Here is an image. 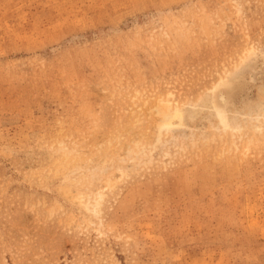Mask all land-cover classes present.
Listing matches in <instances>:
<instances>
[{
	"label": "rangeland",
	"instance_id": "rangeland-1",
	"mask_svg": "<svg viewBox=\"0 0 264 264\" xmlns=\"http://www.w3.org/2000/svg\"><path fill=\"white\" fill-rule=\"evenodd\" d=\"M258 113L264 0H0V264H264Z\"/></svg>",
	"mask_w": 264,
	"mask_h": 264
},
{
	"label": "bare ground",
	"instance_id": "bare-ground-1",
	"mask_svg": "<svg viewBox=\"0 0 264 264\" xmlns=\"http://www.w3.org/2000/svg\"><path fill=\"white\" fill-rule=\"evenodd\" d=\"M252 54H253V49H248L247 50V55L244 58H242V62L244 63L249 58V56H251ZM236 68H238V67H236ZM234 74L235 73H233V72L227 74L226 78L223 79V80L224 81H226V80L230 81V79L234 76ZM223 80H222V83H220V85L223 84ZM212 91L214 92V89ZM172 97H173V94L171 92H168L167 93V99H160L158 105L156 106L157 107V112L161 116V118H160L161 129L170 128L172 126V124H173V120L174 119H182V114L185 111V105H189L188 107H195V108H197V107H201V108H205L206 107V108H210V109H214L215 108L214 104H213V99L214 98L212 97V94H206L204 96H201L198 99V101H197V103L195 105L189 104V103H183V104L176 103V104H173L171 102V100H170V98H172ZM218 102H216V103H218ZM224 105L226 106V104H224ZM221 107H222V105H221ZM215 113H216V116L219 118V123L222 125L223 130H225V129H235L234 119H236V118L228 116V113L226 111L222 110V109H216ZM184 117H185V115H184ZM248 119H250L249 120L250 124L255 128V130L260 131L261 127L259 125H256L254 123V121L262 123V121L260 119L264 120V113H258L256 116H254V117L251 116ZM102 198H103V195H100L99 196V201H97V205H100V201L102 200Z\"/></svg>",
	"mask_w": 264,
	"mask_h": 264
}]
</instances>
